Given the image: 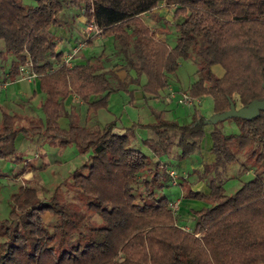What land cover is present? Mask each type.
I'll return each mask as SVG.
<instances>
[{
	"label": "trees",
	"instance_id": "1",
	"mask_svg": "<svg viewBox=\"0 0 264 264\" xmlns=\"http://www.w3.org/2000/svg\"><path fill=\"white\" fill-rule=\"evenodd\" d=\"M34 1L32 6L0 0V53L12 56L5 76L14 81L27 64L44 95L40 118L0 111V164L22 163L15 147L18 135L39 136L61 148L74 145L86 159L65 182L83 210L60 203L56 190L45 199L29 185L19 186L9 197L8 217L0 218V264H264V112L251 120L228 119L239 132L227 136L219 128L222 121L205 124L207 118L195 106L187 124L150 109L154 122L139 126L155 135L143 141L152 158L131 148L134 126L117 133L114 123L101 126L96 120L110 95L124 92L132 100L130 85L139 87L144 103L158 98L180 61L196 67V80L181 93L192 100L210 97L212 115L227 112L231 102L242 108L262 100L264 0ZM161 3L176 21L172 47L157 40V29L152 32L142 19ZM69 8L76 10L71 19L84 16L112 39L123 79L101 56L84 64L73 61L70 68L63 64L59 29L64 31L71 20L63 24L59 16ZM71 94L87 106L84 125L63 109ZM60 117L68 120L67 129L58 125ZM208 125L212 161L202 164L199 178L209 191L184 194L205 204L189 209L194 224L185 229L167 197L159 198L165 184L176 183L168 176L175 168L161 158H168L171 146L176 159L201 157ZM248 149L254 164L245 169L252 178L228 195L217 181L218 169L239 163L238 156ZM45 215L54 219L52 224Z\"/></svg>",
	"mask_w": 264,
	"mask_h": 264
},
{
	"label": "rangeland",
	"instance_id": "2",
	"mask_svg": "<svg viewBox=\"0 0 264 264\" xmlns=\"http://www.w3.org/2000/svg\"><path fill=\"white\" fill-rule=\"evenodd\" d=\"M23 3L26 5H32V6L35 5L34 0H23ZM69 9L76 12L75 9H72V8H69ZM155 10L159 11L160 13H155V14L150 13L148 15V18H147L148 21H146L144 19V22L146 24L150 25L152 32H153V29L155 27L164 26L165 32L163 33V31H158V29H157V31H155V34H154L155 38L159 41H162V40L158 39V37L164 36L165 33H167L166 34V41H167L166 43L170 44V45H174L175 38H176V37H174V35L176 34L177 30L175 28V22L176 21H174L171 18V16H172V12H170L171 9L166 7L165 3H162ZM159 14H162V16H158ZM71 15H73V14H71ZM71 15L68 11H64L61 14V16H59V18L61 19V22L64 24L65 22L70 21ZM163 20L167 24H164ZM87 24H88V22L85 21V27ZM154 25H155V27H154ZM73 26H74V28L77 27L78 23L76 21H74ZM73 26L71 27L70 23H65L64 24L65 30L63 31L64 34L69 35V33H68L69 31L74 33V31H73L74 29H72ZM154 30H156V29H154ZM83 33H85V35L77 32V35L79 36L81 34L80 36H82V37L80 38V40H77V42H75L76 44L78 42H82V40H85V38L87 37L85 42H83L84 47H83L82 51L88 45H90L91 40H93V32L87 36L86 35L87 33L84 29ZM96 36L98 37V36H102V35H101V33H99V34H96ZM102 37H103L102 40H104L105 37L104 36H102ZM111 42L109 41V42H103L102 43L103 47L105 48V51L103 53L104 55H102V56L100 55L101 57H105L104 63L106 65H108V67L110 66V62H111V60L109 58H111V53L113 54V48L111 49ZM2 48H3V44H2V42H0V51L2 50ZM57 48H60V49L64 48V42L59 43ZM69 48H71V47H69ZM68 49L65 52H63V54L67 53ZM82 51H80L76 54V58H74L73 61L78 59V57L81 55ZM100 51H101L100 48L95 49V47H93L92 49H90V47H88L86 54L87 55H90V54L95 55V54L99 53ZM11 60H12V56L0 53V81L3 79V77L5 75V70L8 67ZM117 61H118V58H117ZM96 62L97 61L94 60L93 64H95ZM121 72H119L120 76H123L122 74L124 73V77H125V72L123 71L122 74H121ZM215 72L217 74H220L221 70L217 68V69H215ZM169 77H170L169 80L171 81V82H169L168 87H167L169 95L166 97V93L163 94V92H161L160 93V98H161L160 102L161 103H159V104L156 102L155 99H150L148 101V105L151 108L156 109V110H160V109L169 110L168 114H165V117L167 119L178 120L179 124L189 123V121L191 119V115L193 113V107L194 106L196 108H198L200 110L201 115H203L207 119H209L212 116V100L210 97H200L199 99H197L199 101L195 102L196 104L194 106L193 105L192 106L183 105V104H179V102H178L180 99L179 94L181 92H186L189 85L196 80V67L191 61H180L179 66H178L175 74H173ZM17 81H20V80H17ZM141 81L142 82L144 81L143 77H141ZM130 86H132V85H130ZM170 93H174V96L171 97ZM123 94H124V92L112 94L111 101H110L109 105L113 111L119 112L120 109H123L124 111H125V109L126 110L128 109L127 107H128L129 98L127 95H123ZM165 97L168 98L167 99L168 102L162 100ZM43 99H44V95L40 94V93H38L36 98L34 99V101H33V106L35 109L34 110L35 112L33 114L34 117H39V118L42 117V113H41L40 107L38 105H39V102L40 101L42 102ZM107 105H108V103H107ZM64 108L65 107L63 105V109ZM71 111L74 112V110H71ZM143 121L144 120H141V122H143ZM139 128L146 130L142 127H136V126L134 127V130H139ZM219 128H220L221 132L227 136L236 135L239 132L238 127L236 126L234 121L224 120L219 124ZM210 130H211L210 125L206 126L205 136H204L203 141L201 143V153L204 154V156H207L206 155V154H208L207 149H209V147L211 145V139H210V135H209ZM138 132L136 133V135L139 136V138L142 137V139H144V137H147V134H149L147 132H142V133H140L141 134V136H140L138 134ZM152 136H153V139H155V135L153 134ZM46 141L49 142L48 140H46ZM53 144H54V146L56 145V143H54V142H53ZM134 144L135 143L131 144V148L139 150L143 154H145L146 156H149L152 158V156H153L152 152L149 150V148H147L145 146L143 141H141V143L139 142V144H135V145ZM256 152H258V150H256ZM263 152H264V150H263ZM81 155L82 154H80L78 152L77 148L74 145L68 146L66 148H58V147L54 148L48 143L46 144V146L44 148H40L39 150H36V153H34L33 156H31V157L30 156L27 157V155H24L23 157H24L25 161L27 159L32 158L33 160L36 161V163H37V161H39V159L44 160L45 162H47L49 164L51 163V167H50L48 172H50V170H53L54 173L52 175L51 174H47V175L45 174L43 176H40V175L38 176V175L33 174L32 176L27 175V177L26 176L21 177L22 173L24 174L28 170V165H29V163H28L27 165L25 164V166L22 168V170L19 173H17L14 177L13 176L10 177L11 175H14V173L18 169L17 165L14 163H11V162L1 163L0 164V173L6 175L7 177L5 176L3 178H0V218L4 219V218L8 217V213L10 211V200H9L10 195L13 192H15L19 186H27V185L33 187L36 190L39 197L45 198V199H48L51 196V194L53 193V191L56 190L55 196H56V199L60 203L63 202L68 207H71L73 209H82L81 208L82 203L79 201L76 193L72 190V187L68 183L65 182V179L67 178V175H68L67 174L68 171H72L70 169H72V167L74 165H76L77 163H78L77 166L82 163V156ZM201 157H200V155L193 154L184 160L176 159L177 158L176 150L174 147L171 146L168 148V158L166 156H162L161 160L164 161L167 165L169 164L168 167H171V165H172L173 167H177V168L185 167V169H188V170H190V169L192 170V168L194 167L196 169V171L194 170V173L195 172L198 173V171L203 170L204 165L202 166V164H205V163L209 164L208 161H204V160L202 161ZM238 157H239V163H236L233 165H226V166L218 169L217 181H220L222 183L223 188L225 190V193L228 195L233 194L237 189H239L241 187L242 183H244V182H246L252 178L251 171L246 172V169H245V167L248 169L249 168L251 169L252 168L251 166L254 164L253 157H251V149H248L245 152L241 153ZM200 159L202 161L201 163H199ZM56 161H60L61 163H63L62 165H64V166L62 168H57V167H60L59 166L60 164L56 163ZM178 165H179V167H178ZM196 165L199 167L197 168ZM30 171L31 170H28V173H30ZM160 172H162V171L160 170ZM176 175H175V177H170V178L175 181V179L177 178ZM168 176H170V175L168 174ZM196 178L194 179V182L197 181ZM173 184H175V183H173ZM189 187L190 186H188L187 183H185L183 185L182 189L186 193V191L191 188V187L190 188ZM164 188L165 189L163 192L158 193L159 198L163 197L165 195L168 200H173V201L179 200L180 202L177 205L178 208L175 212H177V213H179V215H181L180 217H181L182 224H185V225L191 224L193 226V224H194L193 218L191 217V215H188L189 209L198 210V209L202 208V206H204L205 204L202 201L181 198L180 194H179L181 187L180 188L174 187L169 182L167 184H165ZM198 191H201V189H199ZM187 200L193 201L194 204L186 203ZM170 203L171 204H173V203L177 204V202H170ZM93 218H94V220L98 221L96 216H94ZM44 220H45V222L52 224L54 219L52 217H49L48 215H45Z\"/></svg>",
	"mask_w": 264,
	"mask_h": 264
},
{
	"label": "crops",
	"instance_id": "3",
	"mask_svg": "<svg viewBox=\"0 0 264 264\" xmlns=\"http://www.w3.org/2000/svg\"><path fill=\"white\" fill-rule=\"evenodd\" d=\"M162 4V3H161ZM71 14H75L73 12V10H66ZM171 12V11H170ZM152 13V14H155V13H160L159 11L157 10H153L147 14H144L142 15V19L147 20L148 18V15ZM157 15V14H156ZM72 16V15H71ZM70 16V17H71ZM158 16H162V14H159ZM68 20V19H67ZM71 27L73 26V22L76 21L78 23V26L72 29H74V33L70 31L69 35H65L63 30H60L59 31L62 33V36L64 38V48L60 49L62 50L63 52H65L69 47H72V45L77 41V40H80V38L82 36H78L77 35V32L79 33H82L85 35V33H83V30L85 29V17L84 16H77L75 15V17L73 19H71ZM148 25V24H147ZM150 27V25H148ZM155 27V25H154ZM151 28V27H150ZM164 26H161V27H155L154 29H158V31H163V33L165 32L164 31ZM153 29V30H154ZM166 34L164 36H159L158 39L162 40L163 42H167L166 41ZM177 35V33L174 35V37ZM102 36H96L93 34V40H91L90 42V45H88L82 52H81V55L78 57L77 60H74L75 63H78V64H84L87 60L91 59L92 57H98V56H102L104 55V51H105V48L103 47V42H111L112 39L111 38H108V37H105L104 40H102ZM170 47H172L173 45H170L168 44ZM95 47V49L97 48H100L101 51L95 55H87V49L88 47H90V49H92L93 47ZM70 49V48H69ZM68 49V50H69ZM111 49H112V42H111ZM112 51V50H111ZM110 51V52H111ZM103 59H105V57H102ZM117 56L115 55L114 51H113V54L111 53V58H109L111 60L110 62V66H113V71L115 72V74L120 78V79H123L124 78V73L123 71L121 70V61L119 60L118 58V61H117ZM108 67V65H107ZM106 67V69H108ZM122 71V72H121ZM123 75V76H120V73ZM6 75V74H5ZM4 75L3 79L0 81V82H7V85L4 87V88H0V111L4 110V111H8L10 113H20V114H24V115H29L31 117H34V106H33V101L34 99L36 98L37 94L40 93V89H39V79L37 78L36 80L34 81H26V80H22V81H17L16 79H14V81L10 82L8 81L6 78V76ZM131 77H134V73H130ZM129 91H132L133 92V98L132 100H129L128 101V109L125 111L123 109H120V111H113L111 108H110V101H111V97L112 95L109 97V100H108V105H107V108L106 109H98L96 111V120L97 122L101 125V126H106V125H109L111 123H114V129L113 131L114 132H117V133H123L124 131L130 129L132 126H136V127H140L139 125H146V124H150V123H153L154 122V118L150 112V109H153L151 108L148 103H144L142 100L143 98V94L141 92V90L139 89V87L137 86H130L128 88ZM162 92V91H161ZM160 92V93H161ZM166 93V96L168 94V90L164 91L163 94ZM123 95H127V94H123ZM127 97V96H126ZM156 100V102L159 104L161 103L160 102V95L158 96V98H154ZM168 98H164L162 100L164 101H167ZM93 99H90V101H92ZM40 104H41V101L39 102V107H40ZM63 105H64V111L65 112H70L71 110H74V113L75 115L77 116L78 118V121L81 125H84L85 124V119H86V110H87V106L86 104H84L83 102H81L78 97H76L75 95H69L64 101H63ZM36 106V105H35ZM156 110V109H155ZM160 110H163V109H160ZM166 114H168L169 110H164ZM62 119V120H61ZM141 120H144L143 122H141ZM178 121V120H177ZM58 125L63 128V129H67L68 127V120L65 118V117H60L59 120H58ZM139 131V132H138ZM138 132V134L141 136L140 133L142 132H147L149 134H147V137H144V139L139 138V136L136 135V133ZM152 132H150L149 130H143V129H140L139 130H134L133 132V137H132V143H135V144H139V142L141 143V141H144L146 139H153V136H152ZM47 139H43L42 137H34L32 139H26V138H23L21 135H18L16 140H15V147L17 149V152L18 154L22 157V163L20 164H17V167L18 169L16 170V172L14 173V175H11L10 177H14L17 173H19L22 168L25 166V164L28 165V170H31L30 173H28V170L23 174L22 173V176H26L27 175H40V176H43V175H47V174H53V170H50V167H51V163H47L45 162L44 160H41L39 159V161H36L33 160L32 158L30 159H27L26 161L24 160V155H27L30 156H33L34 153H36V150H39L40 148H44L46 146V144H50L52 147L54 148H61L57 145L54 146L53 142H47L46 141ZM134 144V145H135ZM210 148V147H209ZM209 149H207V153L206 154L207 156H204V154H202V157L204 161H208V162H211L212 161V157L211 155L209 154ZM30 156V157H31ZM82 156V163L85 161L86 159V155H81ZM35 158V157H34ZM76 159V158H75ZM56 163L60 164L59 166L60 167H57V168H62L64 165H62L63 163H61L60 161H56ZM78 164V163H77ZM74 165L72 167V169L70 170H74L76 169L78 166ZM179 167V165H178ZM196 167L198 168L199 166L196 165ZM175 168V172H176V183L173 184V182L171 183V185H173L174 187H181L180 188V191H179V194H180V197L183 198L184 196V190L182 189L183 188V185L185 183H187L188 186H190L189 188L194 191V192H203V193H208V187H207V184L201 180L199 178V175H200V172L201 171H198V173H194V170L196 171V169L193 167L192 170H188V169H185V167H182V168H177V167H174ZM72 171H68V175L72 172ZM1 174V173H0ZM67 175V176H68ZM6 175L4 174H1L0 175V178H3L5 177ZM7 177V176H6ZM197 177V178H196ZM196 178L197 181L194 182V179ZM201 189V191H198L199 189ZM184 199V198H183ZM168 200V199H167ZM170 202H177V205L179 204V200H168ZM186 203H189V204H194L193 201H189L187 200ZM181 225L184 226L185 229H190L192 228V225L189 224V225H185V224H182L181 222Z\"/></svg>",
	"mask_w": 264,
	"mask_h": 264
},
{
	"label": "built area",
	"instance_id": "4",
	"mask_svg": "<svg viewBox=\"0 0 264 264\" xmlns=\"http://www.w3.org/2000/svg\"><path fill=\"white\" fill-rule=\"evenodd\" d=\"M85 31H86V35L88 36L89 34H91L93 32L94 35L99 34L101 32V29L98 28L92 21L88 22V24L85 27ZM87 39V37L85 38V40ZM85 40H82V42H78L77 44L75 43L74 45H72V47L70 48V50H68L67 53H64L63 56V64L70 68L73 65V59L76 58V54L80 51H82L84 45L83 42H85ZM16 80H27V81H34L38 78V76L33 73L30 70V66L29 65H24L20 68L19 70V75L16 77ZM7 85V82H0V88H4ZM170 96L173 97L174 93H170ZM179 104H183V105H188V106H194L199 100H192L187 94L184 93H180L179 94ZM168 174L170 175V177H175L176 172L174 170H169ZM174 183V182H173ZM169 207L173 210L176 211L178 206L176 203H169Z\"/></svg>",
	"mask_w": 264,
	"mask_h": 264
},
{
	"label": "water",
	"instance_id": "5",
	"mask_svg": "<svg viewBox=\"0 0 264 264\" xmlns=\"http://www.w3.org/2000/svg\"><path fill=\"white\" fill-rule=\"evenodd\" d=\"M260 112H264V98L249 103L246 107L236 108L231 102L229 110L221 114H213L209 119L205 120V124H216L233 117L251 120L256 118Z\"/></svg>",
	"mask_w": 264,
	"mask_h": 264
}]
</instances>
